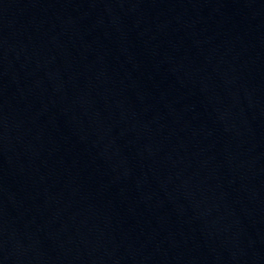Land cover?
Listing matches in <instances>:
<instances>
[{"label": "water", "instance_id": "water-1", "mask_svg": "<svg viewBox=\"0 0 264 264\" xmlns=\"http://www.w3.org/2000/svg\"><path fill=\"white\" fill-rule=\"evenodd\" d=\"M0 264H264V0H0Z\"/></svg>", "mask_w": 264, "mask_h": 264}]
</instances>
